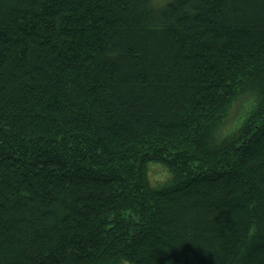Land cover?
<instances>
[{
	"label": "trees",
	"instance_id": "1",
	"mask_svg": "<svg viewBox=\"0 0 264 264\" xmlns=\"http://www.w3.org/2000/svg\"><path fill=\"white\" fill-rule=\"evenodd\" d=\"M123 261L264 264V0H0V264Z\"/></svg>",
	"mask_w": 264,
	"mask_h": 264
},
{
	"label": "rangeland",
	"instance_id": "2",
	"mask_svg": "<svg viewBox=\"0 0 264 264\" xmlns=\"http://www.w3.org/2000/svg\"><path fill=\"white\" fill-rule=\"evenodd\" d=\"M241 107L236 105L234 108L230 110V113L227 117L225 125L222 127L221 135L231 129L234 124L235 118H239V114L241 113ZM148 179L152 185L162 183L168 176L169 171L159 163L152 162L148 165ZM120 264H128L126 261H123Z\"/></svg>",
	"mask_w": 264,
	"mask_h": 264
}]
</instances>
